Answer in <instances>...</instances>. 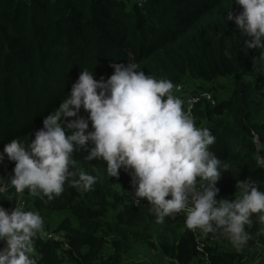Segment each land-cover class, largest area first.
<instances>
[{
	"label": "trees",
	"instance_id": "1",
	"mask_svg": "<svg viewBox=\"0 0 264 264\" xmlns=\"http://www.w3.org/2000/svg\"><path fill=\"white\" fill-rule=\"evenodd\" d=\"M241 10L235 0H146L141 6L124 0H0V151L12 139L22 144L33 139L81 70L106 80L114 71L111 63L130 61L146 75L211 94L213 102H196L192 116L216 137L209 148L221 160L217 199L237 197L238 180L255 181L264 190V168L257 162L264 147L257 150L251 139L256 132L264 145V53L247 49V37L234 21H226L229 11ZM86 155L73 154L75 170L96 177L92 190L65 183L62 194L50 201L24 192L29 196L25 209L54 218L55 230L65 232L69 245L63 249L37 234V264H155L153 250L163 259L189 264L197 241L185 216L158 223L146 200L128 203L117 189H132L123 169L109 177L105 162L86 161ZM13 168L7 157L0 163V188L5 189L0 206L6 209L18 201L6 184ZM259 215L251 217L250 239L240 249L214 232L206 247L210 264H246L258 249L264 251ZM141 246L150 257L135 255Z\"/></svg>",
	"mask_w": 264,
	"mask_h": 264
},
{
	"label": "clouds",
	"instance_id": "2",
	"mask_svg": "<svg viewBox=\"0 0 264 264\" xmlns=\"http://www.w3.org/2000/svg\"><path fill=\"white\" fill-rule=\"evenodd\" d=\"M235 2L242 10L235 15L229 11L226 21H234L247 37V49L264 53V0ZM110 67L114 71L106 80L81 70L58 109L43 117L33 139L23 144L12 139L4 145L0 163L5 157L14 162L7 186L49 201L62 194L65 183L90 191L96 177L77 172L73 158L86 151V161L105 162L109 177H118L123 169L131 178L136 202L146 200L158 223L183 212L188 229L220 231L242 248L250 239L246 226L252 224L253 214H260L259 222L264 223V190L255 181L238 180L237 197L217 199L221 160L209 148L216 137L197 126L184 100L174 94L180 86L146 75L134 62ZM42 232L38 212L0 206V264H37L33 241Z\"/></svg>",
	"mask_w": 264,
	"mask_h": 264
},
{
	"label": "built area",
	"instance_id": "3",
	"mask_svg": "<svg viewBox=\"0 0 264 264\" xmlns=\"http://www.w3.org/2000/svg\"><path fill=\"white\" fill-rule=\"evenodd\" d=\"M145 1L146 0H124L126 5L128 6H132V5L141 6ZM179 86L181 90L179 92H176V95H178V97L184 100L185 109L189 111L191 116H192L193 106L195 105L196 102L200 101L203 98H207L208 100H210V102H213L211 98V94L207 91L189 90L184 86V84H180ZM251 139L256 149L260 150L261 144H260L259 135L256 132H252ZM257 162L260 164L262 168H264V155L258 154ZM117 189L120 191V193H122V195L124 196L125 200L128 203H132L134 205L140 204V203H137L135 200L133 188L131 190L130 189L124 190L122 189V187L117 186ZM26 203H27V199L26 197H24V200L17 201L15 206L16 205L23 206L25 208ZM174 216H185V214L181 212V213L175 214ZM42 220H43V232L38 233L40 237L43 240H51V241L61 243L60 244L61 248L68 249L69 245L66 242L65 232L62 230L56 231L54 227V223L49 219L48 216H43ZM190 231L193 232L196 237L197 254L189 264H210L209 254L206 250V247L209 245L210 239L216 238L215 234L214 233L204 234L200 229L190 230ZM171 263L178 264L175 261H172ZM246 264H264V251L258 249L256 252L252 254L251 257H249Z\"/></svg>",
	"mask_w": 264,
	"mask_h": 264
},
{
	"label": "rangeland",
	"instance_id": "4",
	"mask_svg": "<svg viewBox=\"0 0 264 264\" xmlns=\"http://www.w3.org/2000/svg\"><path fill=\"white\" fill-rule=\"evenodd\" d=\"M98 91H99V90H98ZM177 96H178V95H177ZM80 115L86 118L87 115H88V113L85 112V111L83 110V108H81ZM69 119H72V118H69ZM90 126H91V124H89V128H90ZM115 185H116V184H115ZM24 197L28 198L29 196H28L27 194H25V193H18V201H20V200H24ZM28 201H29V198H28ZM26 206H27V205H26ZM25 210H26V209H25ZM49 219L54 223V227H56V225H57L56 220H55L54 218H52V217H49ZM213 240H214V239H210V240H209V244H212ZM142 252H143V253L146 252V249H145V248H142V246H141V247H139V252H138L137 254H135L136 256L138 255V258L141 259V260L145 259L144 256H143V254H142ZM151 254H152V255L154 254L153 256H154L155 261L157 260L158 257H160V256H159V253L155 252L154 250H153V253L151 252ZM133 255H134V254H133ZM145 255L148 256V257L151 256L150 253H149V251H147ZM160 258H161V257H160ZM161 259H163V258H161ZM129 262H132V261L129 260Z\"/></svg>",
	"mask_w": 264,
	"mask_h": 264
},
{
	"label": "crops",
	"instance_id": "5",
	"mask_svg": "<svg viewBox=\"0 0 264 264\" xmlns=\"http://www.w3.org/2000/svg\"><path fill=\"white\" fill-rule=\"evenodd\" d=\"M171 262L172 260L161 259L160 257H158L155 261V264H172Z\"/></svg>",
	"mask_w": 264,
	"mask_h": 264
}]
</instances>
